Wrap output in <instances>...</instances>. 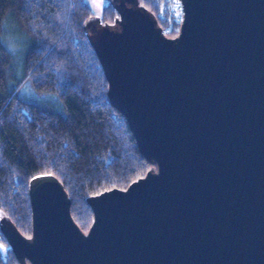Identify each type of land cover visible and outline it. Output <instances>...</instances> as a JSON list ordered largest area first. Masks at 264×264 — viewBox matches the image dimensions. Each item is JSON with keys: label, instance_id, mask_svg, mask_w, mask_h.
I'll return each mask as SVG.
<instances>
[{"label": "water", "instance_id": "water-1", "mask_svg": "<svg viewBox=\"0 0 264 264\" xmlns=\"http://www.w3.org/2000/svg\"><path fill=\"white\" fill-rule=\"evenodd\" d=\"M168 37L138 0H106L85 38L106 97L150 164L87 196V232L52 174L29 179L30 236L0 217L18 264H264V0H178Z\"/></svg>", "mask_w": 264, "mask_h": 264}, {"label": "trees", "instance_id": "trees-1", "mask_svg": "<svg viewBox=\"0 0 264 264\" xmlns=\"http://www.w3.org/2000/svg\"><path fill=\"white\" fill-rule=\"evenodd\" d=\"M138 2L154 14L163 34L177 35L179 1ZM8 15L25 40L19 75L3 41ZM90 15L86 0H0V217L7 216L27 237V185L34 175L59 180L73 222L86 233L92 213L85 198L126 189L151 166L137 151L123 116L107 101L106 80L82 27ZM115 16L111 4L102 7V22ZM25 86L39 98L24 94ZM0 264H18L2 233Z\"/></svg>", "mask_w": 264, "mask_h": 264}, {"label": "rangeland", "instance_id": "rangeland-1", "mask_svg": "<svg viewBox=\"0 0 264 264\" xmlns=\"http://www.w3.org/2000/svg\"><path fill=\"white\" fill-rule=\"evenodd\" d=\"M89 2V5H91L93 15L100 16V12L102 7H104L107 2L106 0H86ZM178 1V0H177ZM177 7V5H175ZM180 9V5H179ZM5 22L3 24V30H4V37L3 41H5L6 45L8 48L13 52L14 54V64H15V72L16 75H19V70H20V53L21 50L25 44L24 36L17 30V26L14 22V19H12L11 16H6L5 17ZM24 94L29 95L31 97H35L36 99L39 98V95L36 96L31 92V90L28 87H24L23 90ZM5 251L4 248L2 247L1 249V255L4 256Z\"/></svg>", "mask_w": 264, "mask_h": 264}, {"label": "built area", "instance_id": "built-area-1", "mask_svg": "<svg viewBox=\"0 0 264 264\" xmlns=\"http://www.w3.org/2000/svg\"><path fill=\"white\" fill-rule=\"evenodd\" d=\"M179 12H180V10H179ZM181 13V12H180Z\"/></svg>", "mask_w": 264, "mask_h": 264}]
</instances>
